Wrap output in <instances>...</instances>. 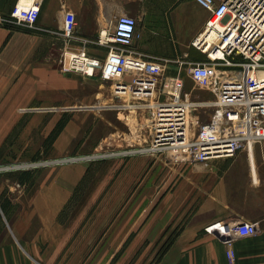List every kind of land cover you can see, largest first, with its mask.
Instances as JSON below:
<instances>
[{
    "label": "crops",
    "instance_id": "crops-1",
    "mask_svg": "<svg viewBox=\"0 0 264 264\" xmlns=\"http://www.w3.org/2000/svg\"><path fill=\"white\" fill-rule=\"evenodd\" d=\"M15 1L0 0V16L8 15ZM62 9L85 24L81 38L92 41L105 28L109 32L117 17L134 18L132 54L167 60L164 77L180 76L185 82L190 65L206 60L203 47L193 43L203 33L209 13L194 0H42L36 27L61 31ZM36 36L0 25V119L5 103L15 112L18 104L38 100L39 74L27 66L36 52ZM88 54L103 60L107 49L92 44ZM120 111L112 109L108 115L118 121ZM104 114L95 113L94 129L117 132V124L105 121ZM0 132L4 133L3 122ZM69 140L66 127L53 144L54 153L62 155ZM154 164L156 174L141 177L124 216L108 224L61 220L84 169L35 173L28 181L33 188L28 212L16 215L12 207L7 213L12 236L0 234V264H108L115 257L116 249L111 253V248L122 245L126 251L119 260L125 264H264V141L233 157L203 162L157 158ZM243 222L255 224L258 233L239 237L218 230L222 224ZM88 229L92 233H86ZM164 244L166 248L154 254L155 247L157 252ZM138 247L144 249L135 257L131 253ZM228 248L234 252L233 263L226 256Z\"/></svg>",
    "mask_w": 264,
    "mask_h": 264
},
{
    "label": "built area",
    "instance_id": "built-area-1",
    "mask_svg": "<svg viewBox=\"0 0 264 264\" xmlns=\"http://www.w3.org/2000/svg\"><path fill=\"white\" fill-rule=\"evenodd\" d=\"M41 1L16 0L9 14L0 16V25L12 23L37 29ZM194 1L209 13V18L193 44L205 46L203 50L211 46L214 55L206 52V60L192 63L187 76L196 87L211 94L209 100H193L190 93L183 92L180 76L164 77L163 62L167 60L132 54L137 26L134 18L117 17L110 23L109 32H100L92 41L75 36L76 15L62 9L60 35L74 46L63 51L60 71L79 72L87 78L99 76L111 82V91L118 97L130 93L134 101L131 105L112 108L148 113V150L154 153L174 149L175 162L233 157L264 141V0ZM92 44L107 49L103 60L88 54ZM202 111H210L209 120L191 135L189 117H197ZM218 230L239 237L258 233L255 224L245 222L222 224ZM226 256L233 263L232 249H227Z\"/></svg>",
    "mask_w": 264,
    "mask_h": 264
},
{
    "label": "rangeland",
    "instance_id": "rangeland-1",
    "mask_svg": "<svg viewBox=\"0 0 264 264\" xmlns=\"http://www.w3.org/2000/svg\"><path fill=\"white\" fill-rule=\"evenodd\" d=\"M77 24L75 36L81 38L86 33L85 24ZM15 26L19 29L11 31L38 35L36 52L27 66L37 69L39 92L37 101L27 106L18 104L15 112L9 111L5 103L7 109L4 108V118L0 119V125L1 122L4 125V133L0 132V201L4 198L10 200L9 213L14 207L16 215L24 214L32 205L33 188L29 180L24 185L18 184V177L27 171L31 178L37 172L42 174L54 168L65 170L79 167L81 171L84 169L80 175L81 181L66 203L67 210L61 215V220L86 223L100 221L103 224L118 220L124 216L121 213L125 206L133 204L135 199L131 198V194L141 184V177H146L148 173L152 176L156 174L155 159L170 162L173 158L171 153L167 150L154 153L148 150L151 126L148 113L122 109L119 110L122 120L118 121L108 115L112 107L131 105L134 101L130 93L118 97L111 91V82L99 76L87 78L79 72L60 71L63 51L74 45L67 43L59 30L45 31ZM104 30L107 31V28ZM183 92L190 93L193 100L212 98L210 93L196 87L189 78L184 82ZM100 110L102 115L107 113L106 118L103 116L105 121L112 120L117 124V132L94 129V115H98ZM209 113L202 111L197 117L190 115L191 135L198 125L209 120ZM63 114L69 117L66 125L70 135L68 148L62 155H58L52 146L50 152L44 154L42 142L56 123L55 120ZM140 121H143V126ZM50 123L53 126L47 132ZM28 125H31L29 130ZM139 138H142V143L137 142ZM7 213L2 214L1 236L4 232L12 236L9 229L11 220ZM102 232L100 230V236ZM86 233L92 232L88 229ZM157 248L154 254H160L166 246L164 244ZM115 249V257L108 264H125L119 259H122L126 246L112 247L111 253ZM143 249L133 248L131 254L136 257Z\"/></svg>",
    "mask_w": 264,
    "mask_h": 264
},
{
    "label": "trees",
    "instance_id": "trees-1",
    "mask_svg": "<svg viewBox=\"0 0 264 264\" xmlns=\"http://www.w3.org/2000/svg\"><path fill=\"white\" fill-rule=\"evenodd\" d=\"M12 9V8H11ZM11 11V10H10ZM9 14V13H8ZM3 27L9 29V30H18L19 28L15 25H8L4 24ZM69 122V117L66 114H63L55 123L51 131L48 133V135L44 138L42 142V149L44 154L49 153L52 149V146L58 136L62 133V131L65 129L67 123ZM37 156V154H36ZM37 158V157H35ZM30 179V173L27 171L23 173L20 177H18V184L24 185L28 180ZM10 200L7 198H4L0 201V222L2 220V214H6L10 208Z\"/></svg>",
    "mask_w": 264,
    "mask_h": 264
},
{
    "label": "bare ground",
    "instance_id": "bare-ground-1",
    "mask_svg": "<svg viewBox=\"0 0 264 264\" xmlns=\"http://www.w3.org/2000/svg\"><path fill=\"white\" fill-rule=\"evenodd\" d=\"M102 31H103L104 33L106 32L105 30H102ZM212 36H213V34H212L211 37L208 38L206 41H210L211 38H212ZM203 47H205V46H203ZM210 47H211V46H207V47L204 49V51L207 52V53H209V54H211ZM211 55L213 56L214 54H211ZM217 55L220 56L221 54L218 53ZM214 57H215V56H214ZM168 151H169V150H168ZM169 152L171 153V155H172V153H173V154L176 153V151H175L174 149H173V150H170Z\"/></svg>",
    "mask_w": 264,
    "mask_h": 264
},
{
    "label": "water",
    "instance_id": "water-1",
    "mask_svg": "<svg viewBox=\"0 0 264 264\" xmlns=\"http://www.w3.org/2000/svg\"><path fill=\"white\" fill-rule=\"evenodd\" d=\"M242 224V223H241Z\"/></svg>",
    "mask_w": 264,
    "mask_h": 264
}]
</instances>
